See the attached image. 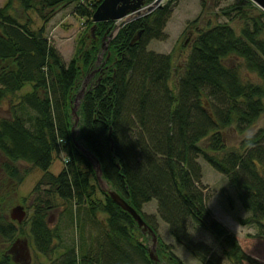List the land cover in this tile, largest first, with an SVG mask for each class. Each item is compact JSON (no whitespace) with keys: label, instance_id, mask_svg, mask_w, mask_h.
I'll return each instance as SVG.
<instances>
[{"label":"trees","instance_id":"1","mask_svg":"<svg viewBox=\"0 0 264 264\" xmlns=\"http://www.w3.org/2000/svg\"><path fill=\"white\" fill-rule=\"evenodd\" d=\"M143 1L149 5L155 0ZM179 1L168 0L132 19L111 39L103 66L82 96L78 138L73 133L76 91L95 70L100 48L116 22L97 23L95 37L89 44L82 38L66 63L49 42L46 24L35 30L29 22L22 23L13 13L15 4L25 11L39 4L40 12L75 4V14L86 18L87 29L94 26L92 16L102 0H8L0 7V105L18 99L11 101V116L0 118V151L8 159L3 168L19 182L24 176L16 162L42 171L33 190L38 193L33 213L18 224H29L36 250L51 264H187L144 212L152 200L173 239L202 264H225L224 259L259 264L208 206L199 160L227 177L250 213L239 222L256 226L264 236V127L235 150L226 149L221 132L234 125L243 133L264 114V10L251 0H240L222 10L243 21L239 32L229 21L199 30L175 91L171 54L148 46L167 38L165 28ZM231 57L242 59L262 83L243 81L240 68L227 62ZM28 84L31 89L18 96ZM206 138L207 147H201ZM62 155L64 166L54 174L50 168ZM93 160L112 191L152 228L162 256L158 261L140 241L133 216L100 189ZM59 199L79 231L78 241L71 244H63L59 225L48 224ZM193 231L210 233L221 251L196 240ZM21 234L20 225L0 214L3 239L12 242Z\"/></svg>","mask_w":264,"mask_h":264},{"label":"rangeland","instance_id":"2","mask_svg":"<svg viewBox=\"0 0 264 264\" xmlns=\"http://www.w3.org/2000/svg\"><path fill=\"white\" fill-rule=\"evenodd\" d=\"M8 0H0V7L4 6ZM168 0H164L165 4ZM204 1V3H203ZM240 0H181L173 8L172 16L169 19L165 32L167 38L165 40H153L150 42L148 49L156 53L171 54L173 58V72L171 78V86L176 91L180 75L184 72L187 58L191 52L193 42L197 37L199 30L207 29L216 23L229 21L239 32L242 28L243 21L235 18L234 14L230 17L223 14L222 10L231 4ZM13 13L22 23L29 22L33 29L37 30L46 24V36L49 42L54 45L62 55L66 63L74 56L76 49L80 46V41L85 38L86 44L91 42V37H95V28L86 29V18L75 14V4H67L56 8L54 11L50 9H40L37 4L36 9L25 11L19 3L14 6ZM46 15L48 20L45 22L42 14ZM149 13L143 10L142 14ZM199 18V22L192 23ZM234 18V19H231ZM121 21L116 22V27L112 33L107 36L103 42L100 52L95 62V70L90 73L79 85L76 91V99L73 106L74 112V136L78 138L80 133L79 116L77 114L82 96L89 87L90 83L96 77L97 70L100 69L105 60V54L111 39L117 34ZM227 62L240 68V74L245 82L262 83L259 76L248 70L245 63L240 58L231 57ZM31 89L28 84L17 95L26 93ZM18 101L17 97H13ZM6 99L0 105V118L11 116V101ZM264 127V114L245 132L240 133L234 125L222 129L225 145L227 150L240 149L242 142L248 136L256 134L260 128ZM208 138L200 143L201 147H207ZM88 156L91 155L86 152ZM213 153V152H211ZM94 161V160H93ZM202 166L203 179L201 185L207 196V204L213 211L217 220L226 225L231 232L238 238L241 247L246 254L253 257L264 264V236H259V230L256 226L250 224H241L238 218H248L250 213L247 212L240 204L236 189L229 183L227 177L217 171L210 163L204 159L199 160ZM8 162L6 156L0 151V214L13 221L17 226H21L22 234L14 241L9 242L0 236V261L8 260L10 264H51V262L39 253L30 234V226L28 223L18 224L17 220L11 217L12 208L17 205H23L27 211L26 219H29L33 213V203L38 193H34V187L42 176V171L32 167L30 164L19 161L15 165L20 169L24 181L11 178L4 170L3 165ZM95 163V161H94ZM64 166L63 155L56 156L50 170L54 174L60 173ZM96 170V181L103 192L110 193L112 191L109 183L103 178L98 164H94ZM230 200V201H229ZM58 208L50 211L48 215L49 226L55 227L59 225L62 231L63 244H71L79 239V231H77L75 221H71L68 213H65L64 204L59 199ZM144 212L157 225L160 235L167 243L173 245L175 253L187 264H202L188 249L176 242L169 232V226L164 222L158 214V204L156 200H152L144 206ZM102 218V217H101ZM138 232L140 241L147 244L154 255L158 254L157 238L152 232L143 231L140 227ZM194 237L198 241H204L213 246L216 252H220V247L213 236L205 231H193ZM160 257V256H158ZM162 256L160 257V259ZM225 264H231L230 261L224 259ZM244 264H250L245 261Z\"/></svg>","mask_w":264,"mask_h":264},{"label":"water","instance_id":"3","mask_svg":"<svg viewBox=\"0 0 264 264\" xmlns=\"http://www.w3.org/2000/svg\"><path fill=\"white\" fill-rule=\"evenodd\" d=\"M258 7L264 10V0H251ZM164 0H155L149 5H145L143 0H102L92 16V21L95 25L99 22L105 21H121L120 27L124 26L127 22L132 19L138 18L141 16L143 10H148L152 12L154 9L160 7L163 4ZM141 36L139 32L133 39V42L137 41ZM109 139L112 143L113 148V137L112 131L109 133ZM110 196L123 210L129 212L135 221L138 223L139 227L143 228V231L152 232V228L148 225L145 219L141 214L119 193L116 191H111ZM27 215V211L23 205H17L12 208L11 217L14 220H17L19 223H22ZM150 256L154 261H158L159 258L157 255H154L150 252Z\"/></svg>","mask_w":264,"mask_h":264}]
</instances>
